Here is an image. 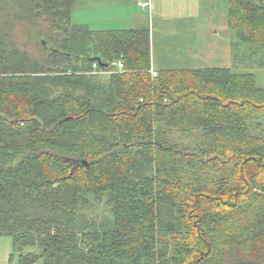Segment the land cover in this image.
<instances>
[{
	"label": "trees",
	"instance_id": "16d2710c",
	"mask_svg": "<svg viewBox=\"0 0 264 264\" xmlns=\"http://www.w3.org/2000/svg\"><path fill=\"white\" fill-rule=\"evenodd\" d=\"M77 1L0 0L47 36L7 51L0 30V237L17 264H264V88L229 68L152 76L149 30L73 24ZM228 27L264 50V0H228Z\"/></svg>",
	"mask_w": 264,
	"mask_h": 264
},
{
	"label": "rangeland",
	"instance_id": "374dc122",
	"mask_svg": "<svg viewBox=\"0 0 264 264\" xmlns=\"http://www.w3.org/2000/svg\"><path fill=\"white\" fill-rule=\"evenodd\" d=\"M105 1L104 8L97 6L94 10L89 7L86 0H78L71 13L73 24L93 26L95 29L98 28L97 30L145 26L149 30L153 67L151 69L154 71L227 67L235 73L253 74L257 85L264 88V68L260 66L264 55L263 48L241 44L234 37L227 23L223 24V15L220 13L205 15L204 11L198 10L193 4L191 10L185 9V14L170 12L172 15L162 16L156 15L155 12L149 13L147 9H140L136 0H125L119 4L114 0ZM14 21L7 10H0V30H3L4 48L7 51L13 42L29 52L41 50L40 43L46 45L45 24L35 27ZM101 75L106 76L105 73ZM88 213L90 215L105 213V206L95 204ZM17 262L12 238L1 236L0 264H17ZM34 264L43 263L38 260Z\"/></svg>",
	"mask_w": 264,
	"mask_h": 264
},
{
	"label": "crops",
	"instance_id": "0c3cea01",
	"mask_svg": "<svg viewBox=\"0 0 264 264\" xmlns=\"http://www.w3.org/2000/svg\"><path fill=\"white\" fill-rule=\"evenodd\" d=\"M86 1L89 3V7L94 10L97 6L99 7L101 6V8H104L106 6L105 0H86ZM114 1L116 4H119L125 0H114ZM136 1H137L136 4L140 9L142 10L147 9L149 10L148 11L149 13L155 12L156 15H162V16L172 15L170 14V12H179V13L181 12L182 14H185L184 13L185 9L191 10V6L194 4V6H196L198 10L204 11L205 15L211 16L212 14L220 13V15H223V24L226 25L227 23L228 26V5H227L228 0H220L219 2L217 0H136ZM141 4H146V6L142 7ZM212 18L215 19L213 16ZM213 19H211L212 23L214 22ZM136 20L138 21V18ZM88 28L94 32L115 31V30H97L98 28L95 29L93 26H89ZM138 28H146V27L137 26L131 29H138ZM117 30H122V29H117ZM151 68H153L152 65ZM217 68H227V67H217Z\"/></svg>",
	"mask_w": 264,
	"mask_h": 264
},
{
	"label": "built area",
	"instance_id": "2783aa9c",
	"mask_svg": "<svg viewBox=\"0 0 264 264\" xmlns=\"http://www.w3.org/2000/svg\"><path fill=\"white\" fill-rule=\"evenodd\" d=\"M141 6H142V7H145L146 4H141ZM117 66H118V69L121 70V68H122V63L118 62V63H117ZM93 67H96V65H93ZM150 73L152 74V76H155V75H156V74H155V71H153L152 69L150 70Z\"/></svg>",
	"mask_w": 264,
	"mask_h": 264
},
{
	"label": "water",
	"instance_id": "95a60500",
	"mask_svg": "<svg viewBox=\"0 0 264 264\" xmlns=\"http://www.w3.org/2000/svg\"><path fill=\"white\" fill-rule=\"evenodd\" d=\"M93 61H96V62H98L99 64H101V60H100L99 58H95V59H93ZM104 66L106 67L107 64H104Z\"/></svg>",
	"mask_w": 264,
	"mask_h": 264
}]
</instances>
